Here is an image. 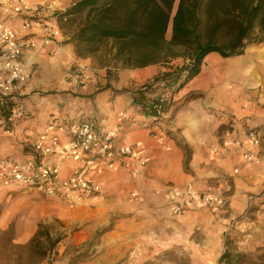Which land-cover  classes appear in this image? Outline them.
I'll return each instance as SVG.
<instances>
[{"label":"rangeland","instance_id":"rangeland-1","mask_svg":"<svg viewBox=\"0 0 264 264\" xmlns=\"http://www.w3.org/2000/svg\"><path fill=\"white\" fill-rule=\"evenodd\" d=\"M54 1L60 10L56 18L61 33L58 39L60 50L57 54L44 55L34 61L28 79L22 86V90L28 93L18 97L19 101H24L27 97L29 103L38 97L42 100L55 96L65 97L70 93L69 88L86 84L84 74L91 75L95 80L98 92L110 89L113 96L128 94L133 98V103L138 100L137 92L140 89L156 90L153 92L154 96L148 93L146 97V104H163L165 107L155 120H164L165 112L172 105L195 97L188 94L186 98H180L177 96L179 91L171 93L169 88H165L162 78L137 85L132 82L126 88L120 87L123 80L121 74L138 68H127L115 58V49L109 41L90 46L74 42L73 37L85 22L87 11L62 16L65 10L60 9L58 0ZM68 1L71 7L77 0ZM14 25L17 28L18 25ZM18 34L24 35L25 32L19 31ZM169 35L168 32L167 37ZM77 62L84 66H77ZM185 62L187 61L178 58L155 64L162 66L164 70L157 77L172 72ZM81 78L85 82L79 83ZM228 83L227 85L231 84ZM235 84L242 85L243 79L238 78ZM162 89L166 90L163 95L160 94ZM22 105L26 115L18 121L31 120V124L35 125H38L37 120L45 108L50 106ZM148 107L146 112L150 121H153L150 111L154 106ZM5 110L6 108L2 109V113ZM170 117L172 116L168 118ZM158 128L166 136L173 135V132L166 134L160 126ZM6 142L10 147L15 143L13 138L0 136V143L7 145ZM179 146L183 150L180 169L182 175L189 172L191 152L187 147L181 144ZM159 149L155 160L157 167L154 166L157 168L155 175L159 181L155 183V187H151L147 181L148 163L146 169L135 177L121 170L113 172L112 177L100 187L98 196L74 206L30 192H0V264H225L219 263V258L225 251L233 256L230 264H264V189L257 194V197L262 198L258 203H247L246 200L243 202L240 195L233 196L232 183V187L225 188L215 182L219 177L210 175L204 182L206 187L200 190L228 197L236 214H232V211L230 214H221L201 209L195 210L196 214L186 219L179 217L185 213L171 215L168 212L167 215H159L156 210L163 203L161 194L169 189L167 187L174 186L179 174L174 168L165 171L162 163L164 154L168 152ZM168 173L173 179L162 181L163 176ZM242 192L245 194L243 198L252 195L244 190L240 193ZM229 215L232 216L231 220ZM155 217L156 220L153 221ZM160 219L163 221L161 224L158 221ZM39 225L41 233L48 232L52 239L63 238L45 255H42V250H47L45 245L43 249L36 243L29 245L39 230Z\"/></svg>","mask_w":264,"mask_h":264},{"label":"crops","instance_id":"crops-1","mask_svg":"<svg viewBox=\"0 0 264 264\" xmlns=\"http://www.w3.org/2000/svg\"><path fill=\"white\" fill-rule=\"evenodd\" d=\"M27 1L42 3L48 0ZM57 2L62 11L70 7L68 0ZM35 31L33 32L36 33ZM44 55H48V52L40 48L23 56L22 61L29 74L34 61ZM76 65L84 66L80 62ZM163 71L160 65L127 70L121 74L123 80L120 87L126 88L129 84L132 85V82H136L135 85L148 83ZM84 76L86 84L69 88L70 93L65 97L55 96L44 98V100L38 97L30 103L28 97L24 98L25 104H49L50 106L48 109L44 106L43 114L41 117L38 116V125L31 124V120L18 121L12 137L15 143L12 147L7 142V145L0 143V156L21 159L24 143H29L51 116L66 117L72 122L88 121L94 123L100 130H108L116 126V117L119 112H126L132 117L133 122L125 125L118 139V146L125 141H132L140 154L147 159V165L149 163L147 181L152 185L151 187H155V183L159 181L155 175L157 168L154 166L157 167L155 160L159 148L163 149V147L149 133L160 126L166 134L173 132L172 136L167 135V142L171 147L166 151L168 153L164 154L162 166L165 171L174 168L179 172L174 186L167 188L191 187L203 192L204 190L200 188L206 187L204 182L213 175L219 177V179L215 178L217 179L215 182H219L225 188H230L233 184V196L240 195L243 202L245 200L247 202L249 196L253 197L249 202L253 204L262 199L257 197V194L264 189V161L258 165L244 163L241 149L224 148L221 143L231 138H244L250 130H257L262 137L259 154L264 160V42L248 43L243 54L236 57L222 58L217 53L207 55L199 74L189 80L177 93L180 98H186L188 94L195 97L187 102L172 105L165 112L164 120L159 118L150 121L146 111L151 104H146L147 94L142 91L143 88L137 92L138 100L133 103V98L128 94L120 93L113 96L110 89L98 92V85L91 75L84 74ZM238 78L243 79L242 85L235 84ZM227 82L231 84L227 85ZM21 92L22 95L28 93L24 89ZM151 108L153 110L154 107ZM169 116L172 117L168 118ZM224 126H227V129H223ZM62 143L64 144V141ZM179 144L187 147L191 152L189 172L182 175L180 169L183 163V150ZM67 165L70 166V163ZM120 170L107 171L97 177L100 187L112 177L113 172ZM234 170H237V173H234ZM170 179L173 177L168 173L163 176L162 181ZM242 190L252 195L243 198L245 194L240 193ZM161 195L163 203L156 210L157 213L160 215L170 212L169 214L172 215L166 190ZM210 211L221 214L237 212L232 209L231 202L223 210L211 209ZM195 214L194 210H190L179 217L186 219ZM197 217L200 218V216ZM231 219L232 216L229 215V220ZM158 221L160 224L163 222L162 219ZM165 221L169 222L167 219Z\"/></svg>","mask_w":264,"mask_h":264},{"label":"built area","instance_id":"built-area-1","mask_svg":"<svg viewBox=\"0 0 264 264\" xmlns=\"http://www.w3.org/2000/svg\"><path fill=\"white\" fill-rule=\"evenodd\" d=\"M59 11L54 0H0V136L12 138L18 120L26 115L22 105L25 103L18 99L29 76L23 56L40 48L50 55L60 50L61 33L56 24ZM17 29L25 34L19 35ZM83 82L81 78L79 83ZM154 107L155 120L164 107ZM129 122H133L132 117L126 112H119L116 126L108 130H100L88 121L49 117L41 131L24 143L21 159L0 156V192H30L74 206L100 194L96 178L107 171L121 169L141 174L147 159L132 141L118 146L120 134ZM150 136L165 151L170 150L167 136L159 128L151 130ZM261 142V133L250 130L244 138L224 140L221 146L241 149L244 163L258 165L264 161L259 154ZM166 195L175 215L190 210H223L229 204V198L220 193L200 192L191 187L169 188ZM252 199L249 196L247 203Z\"/></svg>","mask_w":264,"mask_h":264},{"label":"trees","instance_id":"trees-1","mask_svg":"<svg viewBox=\"0 0 264 264\" xmlns=\"http://www.w3.org/2000/svg\"><path fill=\"white\" fill-rule=\"evenodd\" d=\"M85 10V22L73 37L77 44L109 41L115 58L127 68L186 60L181 67L155 78H162L171 93L199 74L210 53L236 57L248 43L264 42V0H77L61 15ZM155 91L144 90L151 96ZM38 228L29 245L36 243L41 249L45 245V255L63 238L52 239L48 232L41 233V225ZM232 257L225 251L219 263L230 264Z\"/></svg>","mask_w":264,"mask_h":264}]
</instances>
